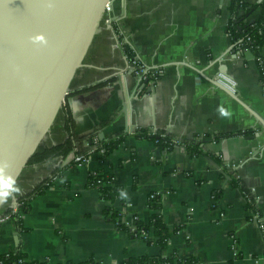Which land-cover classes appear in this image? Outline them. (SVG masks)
I'll use <instances>...</instances> for the list:
<instances>
[{
    "label": "crops",
    "instance_id": "0c3cea01",
    "mask_svg": "<svg viewBox=\"0 0 264 264\" xmlns=\"http://www.w3.org/2000/svg\"><path fill=\"white\" fill-rule=\"evenodd\" d=\"M112 1L113 23H99L39 147L70 137L76 155L89 159L66 167L68 156L56 157L21 172L0 213L56 170L61 175L32 198L28 212L0 226V254L22 249L51 264H123L144 255H176L175 264H264V86L255 54L235 48L228 32L232 0ZM260 13L258 7L249 19ZM124 44L159 76L146 82L136 73ZM261 56L264 62V47ZM140 129L165 130L176 142L162 148L135 133ZM220 133L233 135L217 140ZM119 135L125 138L117 148L98 150ZM92 172H108L127 189L125 206L116 205L128 214L123 222L137 215L148 223L157 212L149 197L160 194L167 250L107 216L110 202L89 185Z\"/></svg>",
    "mask_w": 264,
    "mask_h": 264
},
{
    "label": "water",
    "instance_id": "95a60500",
    "mask_svg": "<svg viewBox=\"0 0 264 264\" xmlns=\"http://www.w3.org/2000/svg\"><path fill=\"white\" fill-rule=\"evenodd\" d=\"M109 1L0 0V209L63 108Z\"/></svg>",
    "mask_w": 264,
    "mask_h": 264
},
{
    "label": "trees",
    "instance_id": "16d2710c",
    "mask_svg": "<svg viewBox=\"0 0 264 264\" xmlns=\"http://www.w3.org/2000/svg\"><path fill=\"white\" fill-rule=\"evenodd\" d=\"M261 7V13L258 17L249 19L254 11ZM231 18L228 23V32L231 34L235 43V48L250 49L253 51L256 57V62L259 68L260 80L264 86V62L261 59V50L264 47V1L259 4H248L244 0H232L229 7ZM125 53L129 61L134 60V53L129 45H123ZM159 75H157L158 77ZM153 78L151 74L146 79ZM72 119H69V123H66V130L70 132L73 127ZM139 136L148 137L153 139L162 148H172L176 139L172 134L165 130L148 131L146 129L136 130ZM72 134V132H71ZM233 133H220L216 136L217 140L232 136ZM125 136L119 135L114 139H111L102 148L98 149L103 152L104 155L117 148L123 141ZM193 154L199 153V146L196 144H190L188 146ZM74 150L72 139L69 137L63 144L49 147L43 152L36 153L29 161V165L39 164L45 161L52 160L56 157L66 158L68 154ZM89 153L80 154L84 158L89 157ZM77 161L74 159L66 167L76 164ZM65 167V168H66ZM61 175V170H56L51 177L44 180L37 187H35L29 194L23 196L19 200V214L26 213L30 210L31 200L34 196L45 193L52 185L55 178ZM239 180L234 179L233 185L239 186ZM89 185L99 190L101 197L108 202L110 205L106 209V214L111 220L118 223V227L121 230L127 231L132 237L143 238L149 244L159 246L161 252H164L168 248V240L171 236V232L163 221L162 215L158 212L161 207L160 194H155L149 197L148 204L151 208L157 210L154 213L149 222L145 223L140 220L137 215H133L130 225L127 222H123L120 217H125L128 214L123 213L120 208L116 205L120 204L121 207L125 206V197L120 196L121 191L126 192L127 189L118 185L114 176L108 172H92L89 175ZM242 188V187H241ZM16 217V216H15ZM120 219V220H119ZM131 226L135 227L132 230ZM176 255H170L163 257L158 255L156 257L144 255L135 259H129L123 264H175ZM0 264H51L48 261H37L30 260L27 254L22 249L10 250L6 253L0 254ZM66 264H101L94 258L86 261L75 263L69 261ZM179 264H188V262Z\"/></svg>",
    "mask_w": 264,
    "mask_h": 264
},
{
    "label": "built area",
    "instance_id": "2783aa9c",
    "mask_svg": "<svg viewBox=\"0 0 264 264\" xmlns=\"http://www.w3.org/2000/svg\"><path fill=\"white\" fill-rule=\"evenodd\" d=\"M113 1L110 0L106 6H105V13L103 15V21L104 23L106 24H112L113 23ZM260 60V59H259ZM132 65L134 67H140L139 69H137L136 67V70L135 72L138 73L143 79H146L147 76L149 74H151V76L153 77H157L158 75V71H148L147 69H144L142 66H140V64H138V62L136 60H133L132 61ZM225 79H227V82H230L231 80L227 77H224ZM230 83H228V87L229 88H232L231 86H229ZM76 161L79 162V163H86L88 161V159L84 158L83 156H79V157H76ZM155 194H152L151 196H154ZM19 204H17L13 209L12 211H10L9 213H0V226L2 224H4L5 222H8L10 221L11 219H13V217H20L22 214H19ZM130 224V222L128 223ZM132 230H135V227L131 226Z\"/></svg>",
    "mask_w": 264,
    "mask_h": 264
},
{
    "label": "clouds",
    "instance_id": "9594fccd",
    "mask_svg": "<svg viewBox=\"0 0 264 264\" xmlns=\"http://www.w3.org/2000/svg\"><path fill=\"white\" fill-rule=\"evenodd\" d=\"M126 195H127L126 192L121 191L120 196H121L122 198L126 197Z\"/></svg>",
    "mask_w": 264,
    "mask_h": 264
},
{
    "label": "rangeland",
    "instance_id": "374dc122",
    "mask_svg": "<svg viewBox=\"0 0 264 264\" xmlns=\"http://www.w3.org/2000/svg\"><path fill=\"white\" fill-rule=\"evenodd\" d=\"M77 157V156H76ZM86 159H89V157H87ZM75 160H76V158H75ZM77 164H79V162H77Z\"/></svg>",
    "mask_w": 264,
    "mask_h": 264
},
{
    "label": "flooded vegetation",
    "instance_id": "af4514ba",
    "mask_svg": "<svg viewBox=\"0 0 264 264\" xmlns=\"http://www.w3.org/2000/svg\"><path fill=\"white\" fill-rule=\"evenodd\" d=\"M153 77V76H152ZM153 78H155V77H153Z\"/></svg>",
    "mask_w": 264,
    "mask_h": 264
}]
</instances>
